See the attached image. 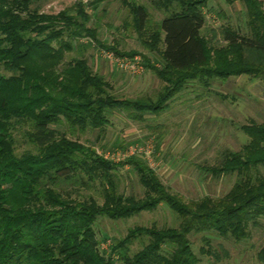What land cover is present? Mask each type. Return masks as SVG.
<instances>
[{"label": "trees", "instance_id": "trees-1", "mask_svg": "<svg viewBox=\"0 0 264 264\" xmlns=\"http://www.w3.org/2000/svg\"><path fill=\"white\" fill-rule=\"evenodd\" d=\"M39 1L0 0V264H117L112 258L105 260L107 253L100 250L102 242L93 228L97 218L128 219L159 206L176 216L178 227L132 229L135 239L143 234L151 238L132 259L124 253L128 241L111 239L108 250L122 264H199L187 240L192 233H215L235 241L247 238L248 226L264 218V122L241 126L248 143L237 152L224 151L219 163L207 169L213 177L235 175L229 192L187 204L172 196L136 154L122 165L135 172L142 196L119 193L116 165L94 147L68 140L51 126L64 122L82 131L102 130L108 124L107 111L113 110L142 122L145 115L166 110L189 82L209 88L213 79L242 75L264 82L262 6L252 0H222L245 4L249 33L226 30V47L214 48L201 35L206 23L203 9L210 0L155 2L171 11L150 33L146 9L133 5L137 41L152 56L108 50L140 55L145 69L165 85L154 98L121 100L85 59H74L58 70L64 54L80 39L99 43L87 26L91 14L74 7L57 16L44 15L36 6ZM22 125L28 126L25 136L37 154L16 155L13 131ZM61 182L86 187L98 183L104 202L66 200L55 190ZM258 259L264 263V248Z\"/></svg>", "mask_w": 264, "mask_h": 264}, {"label": "rangeland", "instance_id": "rangeland-1", "mask_svg": "<svg viewBox=\"0 0 264 264\" xmlns=\"http://www.w3.org/2000/svg\"><path fill=\"white\" fill-rule=\"evenodd\" d=\"M158 1L161 0H41L36 6L40 13L49 16H57L74 7L91 14L87 26L95 31L99 45L90 38L80 39L73 44L71 52L64 54L58 70L74 59H85L92 72L103 76L110 84L113 96L135 100L147 96L154 98L165 84L145 69L140 55L136 56L143 67L141 74L131 76L116 70L108 55L117 58L135 56L117 55L108 48H116L119 52L136 51L150 58L152 55L137 41L130 9L133 5L146 9V32L150 33L171 11H165L163 5H154ZM252 1L264 10V0ZM244 5L240 1L231 4L222 0L208 1L203 9L206 23L201 35L209 46L226 47L223 41L226 30L249 33ZM106 116L108 124L102 130L82 131L64 122L61 126L51 127L68 140L94 147L98 155L116 165L115 183L119 193L127 197H141L143 192L135 172L122 165L136 154L148 162L161 184L181 202L187 204L203 197L220 198L232 188L235 175L213 177L207 169L219 163L224 151L237 152L245 146L248 138L240 130L242 125L249 121L264 122V82L245 75L231 76L226 80L213 79L209 88H203L195 81L189 82L168 102L166 110L145 115L142 122L130 119L129 114L121 110L107 111ZM27 129L28 126L22 125L13 131L18 156L25 152L38 153L25 136ZM55 190L62 198L73 202L88 199L99 205L104 202L98 183L86 187L80 183L61 182ZM178 224L179 220L170 210L159 206L154 211H142L128 219L99 217L93 228L96 239L102 242L100 250L107 253L105 260L112 258L115 263L122 264L118 256L108 250L111 239L128 241L124 253L132 259L151 240L145 234L135 239L136 235L129 233L132 229L160 230L177 228ZM247 231L249 235L241 241L215 233H192L187 240L199 264H264L258 259V253L264 248V218L256 226L249 225ZM205 239L209 241L208 246Z\"/></svg>", "mask_w": 264, "mask_h": 264}, {"label": "built area", "instance_id": "built-area-1", "mask_svg": "<svg viewBox=\"0 0 264 264\" xmlns=\"http://www.w3.org/2000/svg\"><path fill=\"white\" fill-rule=\"evenodd\" d=\"M109 60L116 70L127 73L131 76L139 75L143 72V67L140 64V58L135 56L133 58H117L108 55Z\"/></svg>", "mask_w": 264, "mask_h": 264}, {"label": "crops", "instance_id": "crops-1", "mask_svg": "<svg viewBox=\"0 0 264 264\" xmlns=\"http://www.w3.org/2000/svg\"><path fill=\"white\" fill-rule=\"evenodd\" d=\"M114 68H115V67H114ZM249 122H250V121H249ZM259 124H260V123H259ZM245 125H247V124H245ZM242 126H243V125H242ZM240 130H241V127H240ZM241 131H242V130H241ZM242 133L244 134L243 131H242ZM244 135H245V134H244ZM245 136H246V135H245ZM246 137H247V136H246ZM247 138H248V137H247ZM247 143H248V142H247ZM247 143H246V144H247ZM246 144H245V145H246Z\"/></svg>", "mask_w": 264, "mask_h": 264}]
</instances>
